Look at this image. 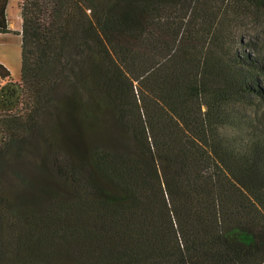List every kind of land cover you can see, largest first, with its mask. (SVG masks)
<instances>
[{
  "label": "trees",
  "instance_id": "1",
  "mask_svg": "<svg viewBox=\"0 0 264 264\" xmlns=\"http://www.w3.org/2000/svg\"><path fill=\"white\" fill-rule=\"evenodd\" d=\"M19 4L0 264H264V0Z\"/></svg>",
  "mask_w": 264,
  "mask_h": 264
},
{
  "label": "rangeland",
  "instance_id": "2",
  "mask_svg": "<svg viewBox=\"0 0 264 264\" xmlns=\"http://www.w3.org/2000/svg\"><path fill=\"white\" fill-rule=\"evenodd\" d=\"M18 6H20L19 0H13L8 10V17L13 28L19 27ZM244 35L246 39L252 41L256 51L264 53V17H248ZM21 44L22 38L15 32L0 33V58L6 60L13 77L0 81V112H17L22 108L21 97L18 98L21 93L19 87L22 65Z\"/></svg>",
  "mask_w": 264,
  "mask_h": 264
},
{
  "label": "crops",
  "instance_id": "3",
  "mask_svg": "<svg viewBox=\"0 0 264 264\" xmlns=\"http://www.w3.org/2000/svg\"><path fill=\"white\" fill-rule=\"evenodd\" d=\"M13 0H8V4L6 7V22H7V27L9 28V32H0V33H12L15 32L17 35L21 36V30H22V17H21V9L18 6V16H19V27L18 28H13L12 23L10 22V18L8 17V10L9 6L11 5ZM5 76L7 78H13L12 77V72L9 68V65L7 64L6 60L0 58V77Z\"/></svg>",
  "mask_w": 264,
  "mask_h": 264
}]
</instances>
